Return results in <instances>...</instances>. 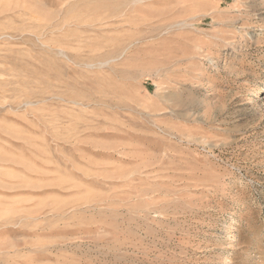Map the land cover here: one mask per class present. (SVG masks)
<instances>
[{"label":"rangeland","instance_id":"rangeland-1","mask_svg":"<svg viewBox=\"0 0 264 264\" xmlns=\"http://www.w3.org/2000/svg\"><path fill=\"white\" fill-rule=\"evenodd\" d=\"M0 264H264V0H0Z\"/></svg>","mask_w":264,"mask_h":264}]
</instances>
